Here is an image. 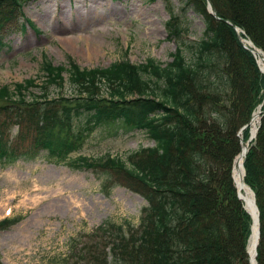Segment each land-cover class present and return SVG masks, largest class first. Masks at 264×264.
<instances>
[{"label": "trees", "instance_id": "1", "mask_svg": "<svg viewBox=\"0 0 264 264\" xmlns=\"http://www.w3.org/2000/svg\"><path fill=\"white\" fill-rule=\"evenodd\" d=\"M28 1L0 0V31L1 22L21 12ZM185 1L202 17L204 35L190 43L182 40L184 30L173 17L167 24L169 37L181 43L168 64L122 60L87 69L72 60L69 67L46 61L41 95H26L38 87L35 79L16 84L15 91L0 85L1 165L34 160L45 152L51 163L110 174L109 183L147 202L138 226L128 220L106 221L87 238H71L68 254L43 264H250L253 220L232 172L241 151L238 133L264 98V74L223 20L243 30L264 52V0H243L247 12H233L227 1L209 0L223 20L208 11V0ZM241 67L247 68L249 81ZM64 74L73 94L51 97L48 88L63 89ZM83 115L88 125L120 122L128 131L145 132L155 146L130 153L126 160L110 155L70 159L87 138L76 125ZM15 126L17 142L10 135ZM249 135L247 129L245 140ZM244 165V180L260 213L257 264H264V115ZM18 221H2L0 229Z\"/></svg>", "mask_w": 264, "mask_h": 264}, {"label": "rangeland", "instance_id": "2", "mask_svg": "<svg viewBox=\"0 0 264 264\" xmlns=\"http://www.w3.org/2000/svg\"><path fill=\"white\" fill-rule=\"evenodd\" d=\"M221 1H227L233 12L248 11L243 0ZM173 17L184 30L182 40L203 38V19L185 0H30L21 12L1 22L5 45L0 46V85L15 91V84L35 79L38 87H31L26 95H41L45 61L69 67L72 60L88 69L122 60L168 64L181 43L169 37L167 23ZM82 48L90 49V55ZM238 69L249 81L247 68ZM64 77L63 89L48 88L51 97L73 94L67 74ZM87 120V115L77 119L87 138L70 159L110 155L126 160L130 153L155 146L145 132L128 131L120 122L88 125ZM18 133V126L10 130L15 142ZM44 153L34 160L21 158L13 165H0V221L20 218L0 229L3 264H43L50 257L66 255L71 238H87L106 221L140 224L147 203L139 194L109 183L110 174L55 165Z\"/></svg>", "mask_w": 264, "mask_h": 264}, {"label": "bare ground", "instance_id": "3", "mask_svg": "<svg viewBox=\"0 0 264 264\" xmlns=\"http://www.w3.org/2000/svg\"><path fill=\"white\" fill-rule=\"evenodd\" d=\"M243 35H244L243 38L248 40L246 42V44L251 45L250 42H252V40L247 37L245 32H243ZM81 50L84 51L86 54H88V56L91 53V50L88 48L86 50L82 48ZM255 57L257 58L259 66H261V68L264 72V59H263L262 52L261 51L257 52L255 54ZM263 95H264V90H263ZM263 109H264V98H263L262 103L258 106V109L254 112V114L251 118L250 125H249V127H250L249 131H250L251 137H254L257 133V129H258V126H259V123L261 120V113H262ZM241 147L242 148H241L240 153L234 159L233 176H234V181H235V185H236L237 189H240L241 194L245 199L247 209L253 215L252 233H251V237L249 238L248 250L250 252L252 259H254L256 247H257V244L260 240V238H259V223H258V219H257L256 207H255L254 202H253V194L247 186L243 185L244 171H245V165L244 164H245V158H246L245 156L247 154V149H248V143L243 142L241 144Z\"/></svg>", "mask_w": 264, "mask_h": 264}, {"label": "water", "instance_id": "4", "mask_svg": "<svg viewBox=\"0 0 264 264\" xmlns=\"http://www.w3.org/2000/svg\"><path fill=\"white\" fill-rule=\"evenodd\" d=\"M208 9H209V11H210L214 16H217V12H216V10H215V8H214V6L212 5L211 2H208ZM225 22H228V21L225 20ZM232 26L234 27V29H235V31H236L238 37L241 39V36L239 35V28H237V27H236L235 25H233V24H232ZM252 52H253V53H257L258 50L254 47V48L252 49ZM263 59H264V57H263ZM248 126H249V125H247L246 127H244V128L240 131V133H239V136H240V139H241V143L244 142V139L242 138L241 135H242L243 131H244ZM251 139H252V138H251ZM251 139L249 140V142L251 141ZM249 142H248V146H249ZM248 151H249V148L247 149V153H248ZM244 176H245V174H244ZM243 185L246 186L244 180H243ZM238 191H239V196H240V198H241L242 200L245 201L244 197H243L242 194H241L240 189H238ZM252 194H253V202H254V205H255V207H256L257 219H258V223H259V238H260V218H259V210H258V207H257V205H256L255 195H254L253 192H252ZM246 208H247V207H246ZM247 210H248V209H247ZM248 212H249V210H248ZM249 213L252 215L251 212H249ZM252 217H253V215H252ZM258 245H259V242H258V244H257V247H258ZM257 247H256V252H255V258L252 259L251 255H250V264H257V261H256Z\"/></svg>", "mask_w": 264, "mask_h": 264}]
</instances>
